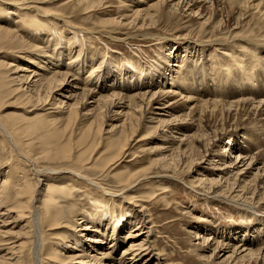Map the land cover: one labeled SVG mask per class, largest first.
I'll return each mask as SVG.
<instances>
[{
  "label": "bare ground",
  "instance_id": "1",
  "mask_svg": "<svg viewBox=\"0 0 264 264\" xmlns=\"http://www.w3.org/2000/svg\"><path fill=\"white\" fill-rule=\"evenodd\" d=\"M45 1L33 0L34 5L28 6L27 0H0V46L31 48L23 57L30 61L28 65L0 60V68L4 67L0 69V105L15 93L14 106L23 111L0 113V131L29 163L21 168V175L13 174L14 168L0 170V264H23L26 239L32 264H38L39 256L44 264H164L168 256L155 247L161 235L144 204L160 184L142 187L141 183L150 174L182 180L178 170L198 171L192 179L207 190L203 201L232 206L242 219L240 225L221 230L212 221L195 225L200 259L214 264H264V0H131L119 18L102 20L104 25L133 30L143 38L155 35L152 29L164 15L185 20L188 26L178 32L180 37L167 40L170 50L160 55L162 65L157 71L144 70L135 64V57L124 56L113 62L114 67L121 63L122 69L110 68L105 56L99 58L81 44L77 47L76 35L62 34L63 43L50 34L30 35L24 25L49 22L47 12L40 10ZM62 26L70 25L63 21ZM8 82L14 87L9 91ZM25 95L31 103L19 101ZM33 112H42L36 116L39 120L30 118ZM103 113L116 123L105 130L106 136L96 139L102 133ZM138 114L148 118L146 135L161 145L138 144L165 154L153 157L149 169L130 170L140 157L128 148L138 131L140 122L134 123ZM78 120L84 123L77 124ZM42 131L48 138L36 140ZM25 133L28 139L22 138ZM227 140L230 144L222 146ZM102 142L103 148L92 156ZM200 149L199 158L189 165V158ZM40 159L71 161L75 168L39 169L36 161ZM172 160H178L173 174L168 171ZM202 164L208 166L204 172L198 170ZM80 189L92 201L102 197L101 206L112 204L111 216L94 223L96 213L86 202L81 208L85 224L77 222L79 230H64L55 246L44 247L42 236L47 230L55 234L54 229H64L63 222L78 215L59 209L56 197L65 195L66 204H72ZM43 196L46 200L41 204ZM9 218L14 226L25 224L14 232L6 229L11 225ZM90 225L98 228L87 234ZM121 225L128 230L116 233ZM76 232L86 241L79 250L67 245ZM20 239L24 241L18 243ZM59 248L81 253L61 257Z\"/></svg>",
  "mask_w": 264,
  "mask_h": 264
},
{
  "label": "rangeland",
  "instance_id": "2",
  "mask_svg": "<svg viewBox=\"0 0 264 264\" xmlns=\"http://www.w3.org/2000/svg\"><path fill=\"white\" fill-rule=\"evenodd\" d=\"M15 1L22 2L25 0H20V1L15 0ZM27 1L28 2L26 5L28 6L34 5V2H32L33 0L32 1L27 0ZM98 1L99 0H51V1L47 0L44 3L40 4L42 7L40 10L47 12L48 14L47 18L49 19V22L48 23H46V21L40 22V24L35 27H30V26L27 27L26 25H24L23 29L24 31H27L29 29L28 30L29 34L32 32L30 35L35 34L34 36H37V34L40 36L41 34L42 35L50 34L52 37H55L56 39H58L59 42L65 41L63 39L62 34L67 35V36L76 35L75 38L77 42L75 44L77 47L78 45L81 44L83 49L88 48L89 51H91L92 53H95L97 56L99 55L98 56L99 58H102L105 56V59L108 62L107 63L105 61V64L107 63L108 64L107 66L108 67L110 66V68L114 67L113 62L115 60H118V56H121V57L124 56L123 58H127V59H131V58L133 59V57H135L137 59L135 64L137 66L142 65L144 70L149 69V70L157 71L158 69L161 68V65H162L160 63L161 61L160 55L167 53L170 50L169 49L170 45H165L167 43V40L168 39L174 40L180 37L178 35V32H180L181 30H183L184 28L188 26V24L184 22L185 20H182L178 15H175V16L164 15L160 19L157 20L156 27L152 29V32L155 35L152 37L148 36L147 38H143L139 36L138 33L133 30H129L126 28L119 29L115 27L114 25H110V24L104 25V23L102 22L104 18H112V19L119 18L120 15L124 13L127 9V7L124 5L129 3L131 0H101L100 3ZM32 9L33 8H31L30 10ZM62 20L66 23V25L68 24L70 26H66V29H63ZM106 32L110 36H108ZM24 48L25 47L17 46L16 44H12V45L10 44V45H7L6 47L0 46V60L4 61L8 59V61H12V64L14 65L18 63L19 64L23 63L22 65H26V64L28 65L30 61L27 59V57L24 60L23 57L26 53L30 52L31 48L30 49L29 48L24 49ZM205 55L206 54L204 53V56ZM117 65L119 66V68L121 69L123 68L121 63ZM117 65L115 67H118ZM1 70L3 71L4 67ZM83 75L85 76V74ZM213 77H214L213 75L210 76V78H213ZM108 80L107 82H109ZM0 86H3L1 82H0ZM6 87L7 86H5V88ZM8 88H11V89L14 88L13 84L9 83L6 90H8ZM201 89L202 88H200L199 90ZM223 91L225 92V90ZM222 92L220 94H222ZM20 93L22 92L18 91L17 94H20ZM14 94H11L9 97L5 98L4 102L0 105V113L7 114L10 112H18V111L20 114L23 113L21 107L14 106V103H13L15 100ZM177 99L179 100L180 98H177ZM19 101L30 102L27 98V95L23 96ZM141 112L142 111H140V113ZM39 113L42 114V112H35V113L33 112V114L30 115V118L35 117L33 120H36V119L39 120L40 117H36L37 114ZM102 117H103L102 123L99 125L100 127L102 126V133L99 136L95 135L96 139L97 137L101 138V137L106 136L105 130L106 131L110 130L112 127L111 124L116 123L115 121L109 120L107 117H105L104 113L102 114ZM6 119L9 121H12L14 120V117H8ZM135 122H140L138 126V131L135 134V139H132L129 142L128 148H129V151H131V154L135 152L139 154L140 157H138L137 164L132 165L130 170H138V168L144 169L145 167H146L145 169H149L152 167V165H150L151 160H153L155 157L162 156V154H165L163 153L165 151L162 150L161 152H158L156 154V152L144 150L143 149L144 146H140L139 144L144 143V144H147L146 147H155L157 145H161L160 144L161 141L155 139L154 137L149 138V135H146V133L149 132L147 129H145L146 128L145 123L148 122V118L143 116V114H138L136 119L134 120V123ZM78 123L83 124L84 121L78 120L77 124ZM234 123L236 124V121L233 122V126H230L231 129L234 127L235 125ZM95 126L96 124H94L93 127ZM9 129L11 132L13 131L12 128H9ZM48 136H49L48 133H46L45 131H42V136L40 135L41 138L40 139L36 138V140L43 141L44 139H47ZM143 136L147 139L138 141L141 138H143ZM3 137L4 135L0 131V170L8 171L9 169L14 168L13 170H15V172L13 171L12 173L21 175V168L28 167L29 163H27L22 157H19L17 152L14 150V148L12 149V145L10 144V142L7 139H4ZM22 138L28 139L29 138L28 133H25ZM18 139H21V138H18ZM228 144L230 143L227 140V141H224V143H222V146L224 145V147L225 146L227 147ZM245 144H246L245 145L246 147L249 146L248 142H246ZM103 145H104L103 142L102 144H99L96 150L93 151L94 153L92 152V156L97 152L98 148L100 149L103 148L102 147ZM256 150L255 152H257ZM169 152L170 151H167V153ZM201 153H202L201 149L197 150L189 158L188 164L190 165L191 162L197 160L199 156L201 155ZM89 156H91V153L89 154ZM130 158H132V156ZM177 163H178V160L171 161L170 163L171 169L169 168L168 170L169 173L173 174L172 168L177 167ZM36 166L39 169L52 168V169H57V170L61 167L75 168V166H73V162L71 161L69 163L67 161H57V160H48V159H45V160L40 159L36 161ZM207 167H208L207 165L202 164L200 167H198V170H200V172H204L206 171ZM156 168L161 169L164 167L158 166ZM151 171H154V166L148 172V175ZM178 172H179L178 176L182 180L178 179L175 181L174 179V180L169 181V180H164L162 178L157 179L155 174H150V178H148L146 181H143L141 183L142 187L143 186L150 187L151 184L152 185L154 184V186L158 185V183L160 184L158 185V187H154L155 188L154 193L156 194L157 192V193H160V195L151 199L153 195H155L153 194V191H152V195H151L152 197L150 196L149 198H146L148 201L144 203L145 205H147V208L150 209V214L149 213L148 214L150 215L154 224L156 225L155 228L157 230V234H159V236L161 235L160 237L156 238L155 247L158 250H165L168 256V259L166 260V262H164V264H210V263L214 264L212 263L213 261L210 263L205 262L204 260L200 259V257L197 255V252L200 253L201 251L199 250L197 251V246L200 240L197 238H194L195 225H204L207 223H211L212 221L213 226H216L219 229L220 228L228 229L231 226L234 227L235 225L236 226L240 225L242 222V219L239 213H237L236 210H233L234 207L232 206H229L223 202L222 203L221 202L207 203L203 201L204 198H206L205 194L207 193V190L204 187L200 186L198 183L194 182L192 179V176L195 174L197 175L198 173L196 172L198 171L178 170ZM103 176L105 175H100V178L102 179ZM30 178H32V176H30ZM34 182L35 180L31 179L30 185L33 186ZM110 183L111 185H113L112 182ZM186 184L193 186L196 190L193 192H190L187 189ZM193 193L199 196L198 199L195 198V195ZM13 197H15V195H13ZM73 199H75L76 202L72 204H69V203L66 204L65 201L67 200V197L65 195H60L56 197V201H54V204H56L59 209L70 211V213L74 211V213H77L78 215L76 219H72L70 222L69 221L63 222L62 225L64 226V229L63 228L54 229L55 234L54 233L52 234L53 231L47 230L46 234H43L42 236V243L44 247L49 244L51 246H55L54 242L57 240L56 239L57 236H60L61 234H63L62 231L64 230L74 229V228L75 230H79L80 227L77 226V222L80 223L81 225L85 224V223H81L82 222L81 220H83V218L84 220H86V217L82 216L84 212L81 214V211L83 209V204L86 202L90 201L89 205L92 207V209L96 213V216L94 218V223L100 217L107 219L109 218V216H111L110 215L111 212H109V209L112 207V204L105 203V206H101L100 202H102L101 201L102 197L93 198V201H92L91 195H89L87 192L84 193V191L80 189L79 192L75 193V196ZM40 200H42L41 204H43L44 200H46V197L43 196L42 198H40ZM51 203L52 202H50V204ZM125 219H126V214H125V218L123 219V223H125ZM75 220L76 222H74ZM8 221L11 222V225L6 227V229H12L14 232H17L23 226V224H25V222L22 221L20 225L14 226L16 225V223H12L13 221L12 218H9ZM108 221L109 220H106L104 222L107 223ZM110 221H112V224H115L117 222L115 219L110 220ZM41 224H42V221H41ZM92 225L94 224L92 223ZM92 225H90L91 230L85 231L87 234L91 231H95L94 229L97 230L98 227L95 228V226H92ZM97 226L99 225L97 224ZM108 228H107V232L110 235L111 229L108 230ZM127 230L128 229L125 228L124 225H121L118 227L119 232L116 229V233L122 234L126 232ZM50 232L51 234H48ZM76 234H77L76 237L74 236V238H72L70 242H67V245H73L72 247H77L78 250L86 247V243H85L86 241L82 240V237H80V234L78 232H76ZM22 241H24V239H20L18 243ZM26 241H28L29 243L27 242L26 247L24 248V255L22 257V262L23 264H32L31 258L29 255L30 254V250H29L30 241L29 239H26ZM117 241L118 240L116 239V242ZM124 245L118 246L120 247L118 248L120 253ZM58 251L59 252L57 253V256H61V257L81 253V251H76L73 253L70 250H64L62 248ZM44 263L45 262H43V259L39 256L38 264H44ZM57 264H60V261H58Z\"/></svg>",
  "mask_w": 264,
  "mask_h": 264
}]
</instances>
